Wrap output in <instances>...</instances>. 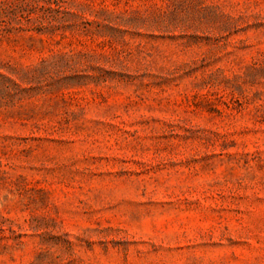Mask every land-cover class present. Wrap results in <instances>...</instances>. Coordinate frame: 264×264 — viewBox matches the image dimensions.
Segmentation results:
<instances>
[{"label": "rangeland", "instance_id": "374dc122", "mask_svg": "<svg viewBox=\"0 0 264 264\" xmlns=\"http://www.w3.org/2000/svg\"><path fill=\"white\" fill-rule=\"evenodd\" d=\"M0 264H264V0H0Z\"/></svg>", "mask_w": 264, "mask_h": 264}]
</instances>
